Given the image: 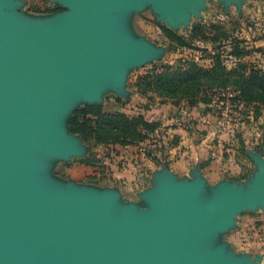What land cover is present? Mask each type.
Listing matches in <instances>:
<instances>
[{"label":"rangeland","instance_id":"374dc122","mask_svg":"<svg viewBox=\"0 0 264 264\" xmlns=\"http://www.w3.org/2000/svg\"><path fill=\"white\" fill-rule=\"evenodd\" d=\"M72 2L0 0V12L41 14L34 11L62 6L68 8L64 11H73ZM106 11L109 18L100 31L131 45L132 62H116L114 71L101 72L103 80L87 79L86 90L66 86L62 100L46 114L56 144L17 135L12 137L16 150L30 168L69 181L76 193L88 192L93 201L104 203L110 208L111 221L132 197L146 199L139 203L141 209L163 207L170 191L154 189L168 186V172L180 173L183 182L191 179L185 175L197 177V191L174 192L175 197L188 199L187 211L194 219L214 205L222 207L225 201L230 205L211 229L186 236L179 253H171L172 261L264 264V107L239 102L233 86L225 92L214 91L206 102L202 98L171 100L136 88L139 77L159 73L164 67L176 69L194 63L210 69L216 59L227 70L245 67V74L251 70L264 74V0H133ZM156 24L183 37L191 49L174 48ZM195 26L202 28L191 38ZM235 45L243 49L239 56L234 55ZM87 103L111 114L140 115L160 126L145 142L127 150L93 145L67 134L74 109ZM181 108L188 110L189 129L174 121ZM194 147L201 149L204 158H191L198 153ZM209 166L226 173L220 172V180L210 181L205 173ZM184 168L189 170L181 174ZM142 171L153 173L149 182L139 176ZM116 174L130 178L119 179ZM15 177L22 180V174ZM133 184L147 191H136Z\"/></svg>","mask_w":264,"mask_h":264},{"label":"water","instance_id":"95a60500","mask_svg":"<svg viewBox=\"0 0 264 264\" xmlns=\"http://www.w3.org/2000/svg\"><path fill=\"white\" fill-rule=\"evenodd\" d=\"M72 1L73 11L49 13L63 18L56 25L25 37L0 12V264H219L213 259L173 262L171 253H179L186 236L211 229L227 211V201L194 219L187 211L188 199L174 194L191 190L162 187L156 192L168 189L169 201L151 206L159 214L145 224L133 218V210L123 221L118 222L119 216L111 221L109 207L93 201L88 192L76 193L73 186L67 197L54 201L33 194L37 184L58 188L63 180L30 168L12 137L55 145L46 114L62 100L65 87L86 90L87 79L103 80L101 72L114 71L116 62H132L131 45L100 30L109 18L106 10L133 0ZM37 172L41 179L29 178ZM19 174L21 181L15 177Z\"/></svg>","mask_w":264,"mask_h":264},{"label":"trees","instance_id":"16d2710c","mask_svg":"<svg viewBox=\"0 0 264 264\" xmlns=\"http://www.w3.org/2000/svg\"><path fill=\"white\" fill-rule=\"evenodd\" d=\"M63 11L57 8L53 11L34 12L49 14ZM156 26L174 48L191 49V45L183 37L163 25L156 24ZM201 28L195 26L191 38H195ZM211 28L215 27L211 26ZM234 50L235 56L243 52V49L237 45ZM242 70H227L219 59H216L210 69L198 67L194 63L176 69L164 67L159 73L151 72L139 77L136 88L141 93L150 92L161 98L178 101H194L202 98L203 102H206L214 91L225 92L233 86L238 93L239 102L245 105L259 104L264 107V74L253 70L245 74ZM159 126L158 123L149 122L140 115L129 117L122 113L111 114L104 112L101 106L86 105L73 112L67 123V131L93 145L131 147L145 142L149 134L154 133Z\"/></svg>","mask_w":264,"mask_h":264},{"label":"crops","instance_id":"0c3cea01","mask_svg":"<svg viewBox=\"0 0 264 264\" xmlns=\"http://www.w3.org/2000/svg\"><path fill=\"white\" fill-rule=\"evenodd\" d=\"M5 13H7L12 18V20L14 21L13 22V30L20 37H25L28 34H30L32 31L39 29V28L52 27V26L56 25L60 20L63 19L62 17L50 15V14L37 15V14H30L27 12L15 14L14 11H5ZM202 142L206 143V141H202ZM115 148H118V146H115ZM120 148L127 150L129 147H120ZM194 148L198 149L199 154L196 153L195 154L196 156L191 157V158H193L194 160H196L198 158H202L203 156H201L200 152H199L201 149L199 147H194ZM206 157H208V156L206 155ZM187 164L189 165V167H191V165H192V164H189V162H187ZM181 165L183 167V164H181ZM188 170H189V168L188 169L184 168L183 171L181 172V174H186L188 172ZM150 172L151 171H149V173L146 175V172L142 171V175H139V176H142V178H143V176L147 177V179L145 177H144V179H146L145 181L149 182L150 177L152 178V174H153ZM220 172L226 173L225 170H222L219 168H214L212 166H209V168H207L205 171V173H207L206 174L207 178L210 181L220 180V178H219V175L221 174ZM39 174L40 173H38V172L37 173H31L32 176H30L29 178L32 180L41 179L42 177ZM166 175L168 176L167 179H168V186L169 187H173V188L178 189V190L188 189L191 191L192 190L197 191L199 189L198 186L200 183L198 181L199 178H197V177L192 178L190 175H185L186 177L191 178V179L188 182H183L182 179H184V178H182L180 176V173H178V172L173 174L172 171H170ZM116 176L119 179L122 177V178H126L129 180V178H130V177H128V175H121L120 176L119 174H116ZM167 179H165V180H167ZM161 181L162 180H159V183ZM60 182H62V181H60ZM120 183H122L124 185L127 183V181H125V182L121 181ZM36 186H38L37 189L32 190L33 194L39 196L42 199L54 201L59 197H64V198L67 197V195L70 194V191H71L70 189H72L73 184H71V182H69V181L63 180L61 186H59L58 188L54 187V188L47 189V188H43L40 184H37ZM138 186H139V184L138 185L133 184L131 187H133L132 189H136V191H139V190L147 191L146 188H143V187L140 188ZM161 189H162V187L159 189L155 188L154 190L159 191ZM125 200H127V199H125ZM130 200L131 201H127V202H129V204H127L125 206L126 210L124 212H126V213L119 215L118 222L123 221V219L126 216H128L127 214H129L128 211H130V210L134 211V212H132V214H133V218H135V220L143 222L145 224H151L155 220L156 216L159 214V211L156 210L155 207H145L142 209L138 208L139 203H141L139 201V197H132ZM141 200H142V202L144 201V199H141ZM134 207H136V208H134Z\"/></svg>","mask_w":264,"mask_h":264},{"label":"built area","instance_id":"2783aa9c","mask_svg":"<svg viewBox=\"0 0 264 264\" xmlns=\"http://www.w3.org/2000/svg\"><path fill=\"white\" fill-rule=\"evenodd\" d=\"M175 123L178 126H183L186 129H189L191 127L190 119L188 116V110L181 108L175 117Z\"/></svg>","mask_w":264,"mask_h":264}]
</instances>
